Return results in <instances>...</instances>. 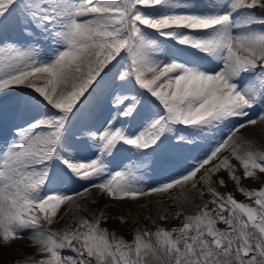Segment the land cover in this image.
<instances>
[{"label":"snow or ice","instance_id":"snow-or-ice-1","mask_svg":"<svg viewBox=\"0 0 264 264\" xmlns=\"http://www.w3.org/2000/svg\"><path fill=\"white\" fill-rule=\"evenodd\" d=\"M5 119L0 241L30 233L28 264H264V148L240 134L264 126V0H0ZM173 189L196 210L130 241L80 204Z\"/></svg>","mask_w":264,"mask_h":264},{"label":"rangeland","instance_id":"rangeland-1","mask_svg":"<svg viewBox=\"0 0 264 264\" xmlns=\"http://www.w3.org/2000/svg\"><path fill=\"white\" fill-rule=\"evenodd\" d=\"M10 126H11V121L8 119H5L2 123H0V133L2 135L3 140L7 138L9 134ZM262 127L264 126L258 125L255 128H247L245 130L246 132H250V133H252L251 130H253L254 135L260 136ZM194 152L196 151L189 150L184 155L186 156L187 153L190 154ZM183 158H184L183 156L179 157L177 159V163L175 166H179L180 164H182ZM159 170H161L159 164L155 165L153 168H149L147 175L144 176V179L146 181H150L153 176L157 175V172ZM261 180H264V176L261 177ZM244 183L245 186L249 188H258L260 186L259 182L253 183L251 180H246ZM71 189L75 192L81 191L78 185H72ZM220 190L224 192L235 191V186L231 182H229L228 188L226 189L222 188ZM235 195L238 200H242V201L246 200V197H244L239 192H235ZM152 196L154 197L152 199L143 196L135 201H132L130 199L120 201V200L109 199L106 196H101L98 193L97 198L99 203L92 204L91 202H87L86 200H80V204L88 207L92 211H95L97 214L100 211H105L106 214L109 217H111V219H109L106 223H104L103 226L108 227L110 230L115 231L118 236H123L126 240L130 241L133 238L132 235L133 230L136 228L144 229L146 227L150 230H155L156 225H161L167 228H171L173 226H179L180 223L182 222V217L181 219H174L173 217L175 216L176 211L179 210L183 214L190 213V212L188 213L185 210V208H183L182 205L178 202L180 200L179 189L170 190L167 194H160V195L153 194ZM139 199H141V201ZM157 201H160L162 203L164 202L166 206L165 209L167 208V206L169 207L164 211L163 213L164 215H162V216H167L168 217L167 220H161L160 218L155 216V212L152 211L151 206ZM196 202L200 203L198 199L196 200ZM105 205H107V207H105ZM71 207L72 209L70 210L68 208L65 209V207L62 208L61 215L63 216V219L59 223L52 225L54 230L60 229L65 224L72 223L73 216L79 217L80 215L85 214L75 209L73 206ZM90 214L91 213H89V215ZM114 214H116L118 217H114ZM121 216H123L124 220L127 221L126 224L122 223L121 220L119 219V217ZM153 221H155L156 224H153L152 223ZM219 227L223 228L225 226L223 224H220ZM29 235L30 233L25 234V236L22 238L23 240L16 239L13 242H11L9 245H4V243L0 241V264H17V262H20V264H28V258L38 259L39 253L37 252V245H35L34 242H32V240L28 239Z\"/></svg>","mask_w":264,"mask_h":264},{"label":"bare ground","instance_id":"bare-ground-1","mask_svg":"<svg viewBox=\"0 0 264 264\" xmlns=\"http://www.w3.org/2000/svg\"><path fill=\"white\" fill-rule=\"evenodd\" d=\"M251 132L252 133H250V132H246V130H244L243 131V133H240L241 135H243L245 138H248V139H254L255 141H256V146L257 147H259V148H264V140L263 139H261V137L260 136H258V135H254V133H253V130H251ZM6 139V138H5ZM0 141H3V139H2V135H1V133H0ZM196 155H198V152L196 151V152H194V153H190V154H186V156L187 157H189V160H188V162L189 163H191L192 162V159H191V157H194V156H196ZM159 175V176H158ZM161 176H162V172H161V170H159L158 172H157V175H155V176H153L152 177V179L150 180V181H148L149 183H151V181L152 180H160L161 179ZM173 193V192H172ZM97 195H98V192H96V191H93V193H92V195L90 196V197H87V202H91L93 199H96L97 198ZM153 194H151V195H148V196H146V197H148V198H150V199H152V198H154L153 196H152ZM158 195H160V194H158ZM156 196V195H155ZM164 196H166V195H164ZM173 196V195H172ZM180 196H181V192H180ZM179 196V197H180ZM160 197V196H159ZM145 198V197H144ZM174 198V197H173ZM98 199V198H97ZM163 199V198H162ZM205 200H207L208 199V197H205L204 198ZM101 200V199H100ZM140 201H141V199H139ZM179 200V199H178ZM85 201V202H86ZM163 201V200H162ZM172 201V200H171ZM151 202H152V200H151ZM157 202H159V203H157ZM157 202H153L154 204H152V211L153 212H155V216H157L158 218H160L162 215H164L163 213H164V211L167 209V208H169L168 206H167V208L165 209V204H164V202L162 203V202H160V201H157ZM166 202V201H165ZM181 205H182V207L183 208H185V210L189 213H192V212H194L196 209H195V207H194V204L195 203H197L196 201H185L184 199H180L179 201H178ZM170 204V203H169ZM72 205H68V206H65V209L66 208H68L69 210L70 209H72V207H71ZM172 209V208H171ZM169 210V209H168ZM68 212V211H67ZM72 212V211H71ZM69 213V212H68ZM75 213V212H74ZM74 217V216H73ZM114 217H118L116 214H114ZM116 219V218H115ZM25 236V235H24ZM28 239H29V237H28ZM23 240V239H22ZM28 241V240H27ZM29 242V241H28ZM33 242V241H32Z\"/></svg>","mask_w":264,"mask_h":264}]
</instances>
